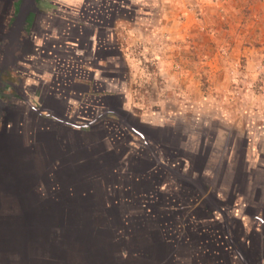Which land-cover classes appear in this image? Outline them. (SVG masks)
I'll return each instance as SVG.
<instances>
[{"label":"crops","instance_id":"1","mask_svg":"<svg viewBox=\"0 0 264 264\" xmlns=\"http://www.w3.org/2000/svg\"><path fill=\"white\" fill-rule=\"evenodd\" d=\"M117 1L0 0V264H240L205 199L165 188L173 135L132 94L159 26Z\"/></svg>","mask_w":264,"mask_h":264},{"label":"rangeland","instance_id":"2","mask_svg":"<svg viewBox=\"0 0 264 264\" xmlns=\"http://www.w3.org/2000/svg\"><path fill=\"white\" fill-rule=\"evenodd\" d=\"M161 1L120 12L159 26L132 93L141 102L134 118L173 135L155 150L165 188L200 194L217 220L212 237L233 244L240 264H264V0H174L167 15ZM251 236L255 255L245 263L237 252Z\"/></svg>","mask_w":264,"mask_h":264},{"label":"flooded vegetation","instance_id":"3","mask_svg":"<svg viewBox=\"0 0 264 264\" xmlns=\"http://www.w3.org/2000/svg\"><path fill=\"white\" fill-rule=\"evenodd\" d=\"M237 233H238V231H237ZM239 235V234H238ZM238 235H237V237H238ZM257 238H259L258 236H257ZM260 239V238H259ZM246 241H249L248 243L249 244H253V245H249V244H247L246 243V245H244V242H243V244L241 245V250H239V252L238 253H242V255L243 256H246V257H249V258H252V254H254L255 255V252H253V246H255L254 244H256V238L254 237V236H251L250 237V239L249 240H246ZM238 242V241H237ZM242 243V242H241ZM251 246V247H250ZM250 248V249H249ZM252 248V249H251ZM253 255V256H254Z\"/></svg>","mask_w":264,"mask_h":264},{"label":"water","instance_id":"4","mask_svg":"<svg viewBox=\"0 0 264 264\" xmlns=\"http://www.w3.org/2000/svg\"><path fill=\"white\" fill-rule=\"evenodd\" d=\"M19 10H20V8H19Z\"/></svg>","mask_w":264,"mask_h":264}]
</instances>
